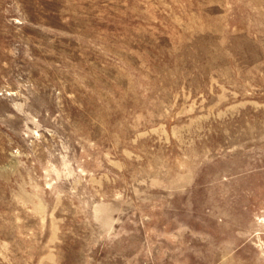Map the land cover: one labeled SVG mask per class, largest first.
I'll list each match as a JSON object with an SVG mask.
<instances>
[{
  "label": "rangeland",
  "instance_id": "374dc122",
  "mask_svg": "<svg viewBox=\"0 0 264 264\" xmlns=\"http://www.w3.org/2000/svg\"><path fill=\"white\" fill-rule=\"evenodd\" d=\"M0 264H264V0H0Z\"/></svg>",
  "mask_w": 264,
  "mask_h": 264
}]
</instances>
